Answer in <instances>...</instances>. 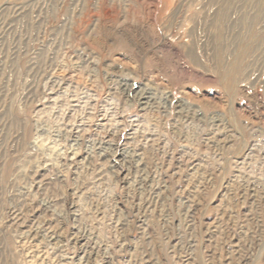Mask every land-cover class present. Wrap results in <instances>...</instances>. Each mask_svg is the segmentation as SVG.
Here are the masks:
<instances>
[{
	"label": "rangeland",
	"instance_id": "1",
	"mask_svg": "<svg viewBox=\"0 0 264 264\" xmlns=\"http://www.w3.org/2000/svg\"><path fill=\"white\" fill-rule=\"evenodd\" d=\"M33 263L264 264V0H0V264Z\"/></svg>",
	"mask_w": 264,
	"mask_h": 264
},
{
	"label": "bare ground",
	"instance_id": "2",
	"mask_svg": "<svg viewBox=\"0 0 264 264\" xmlns=\"http://www.w3.org/2000/svg\"><path fill=\"white\" fill-rule=\"evenodd\" d=\"M111 24H112V23H111ZM163 44H164V45L172 46V44L169 43L168 41H164ZM162 49H163V48H162ZM158 66H159V65H158ZM159 69H160V68H159ZM142 94H143V93H142ZM176 103H178V102H176ZM112 144H113V143H112ZM112 144H111V145H112ZM114 151H115L114 153H116V150H114ZM99 152H100V151H99ZM128 153H129V152H128ZM112 155H113V154H112ZM112 155H111V156H112ZM122 155H123V154H122ZM124 155H125V154H124ZM112 157H113V156H112ZM112 157H111V158H112ZM126 157H127V156H126ZM108 159H109V158H108ZM112 159H113V158H112ZM70 241H71V240H70ZM68 243H69V242H68ZM42 257H43V256H42ZM40 260L44 261L43 259H40ZM59 260H60V259H59ZM33 264H34V263H33Z\"/></svg>",
	"mask_w": 264,
	"mask_h": 264
}]
</instances>
